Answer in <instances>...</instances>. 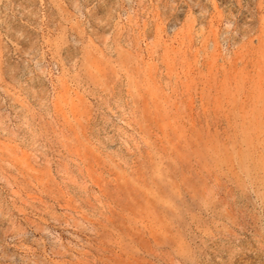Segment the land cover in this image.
<instances>
[{"label":"rangeland","instance_id":"obj_1","mask_svg":"<svg viewBox=\"0 0 264 264\" xmlns=\"http://www.w3.org/2000/svg\"><path fill=\"white\" fill-rule=\"evenodd\" d=\"M0 264H264V0H0Z\"/></svg>","mask_w":264,"mask_h":264}]
</instances>
